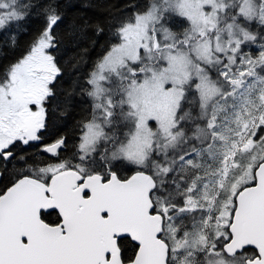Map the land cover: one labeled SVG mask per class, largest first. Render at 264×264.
<instances>
[{
  "label": "snow or ice",
  "instance_id": "snow-or-ice-1",
  "mask_svg": "<svg viewBox=\"0 0 264 264\" xmlns=\"http://www.w3.org/2000/svg\"><path fill=\"white\" fill-rule=\"evenodd\" d=\"M58 8L0 0V33L43 21L0 73V264H264V0L133 6L72 138Z\"/></svg>",
  "mask_w": 264,
  "mask_h": 264
},
{
  "label": "trees",
  "instance_id": "trees-1",
  "mask_svg": "<svg viewBox=\"0 0 264 264\" xmlns=\"http://www.w3.org/2000/svg\"><path fill=\"white\" fill-rule=\"evenodd\" d=\"M38 5L54 2L59 6L62 23L58 49L54 50L61 76L57 78V94L53 102L55 126L62 134L73 137L75 126L89 110L88 98L83 89L87 87L88 74L114 42L113 26L119 18L131 12L133 6L146 0H35ZM23 29L0 33V73L20 57L43 26L39 15L30 16ZM99 26L102 32H97ZM13 37L15 43L13 44ZM248 46L253 55H258L260 44ZM124 171V177L130 176Z\"/></svg>",
  "mask_w": 264,
  "mask_h": 264
}]
</instances>
